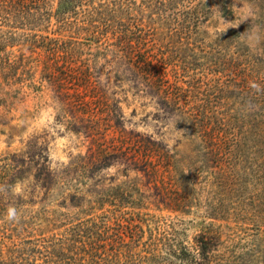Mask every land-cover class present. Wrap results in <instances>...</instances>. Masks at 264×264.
Listing matches in <instances>:
<instances>
[{
  "label": "rangeland",
  "instance_id": "374dc122",
  "mask_svg": "<svg viewBox=\"0 0 264 264\" xmlns=\"http://www.w3.org/2000/svg\"><path fill=\"white\" fill-rule=\"evenodd\" d=\"M0 264H264V0H0Z\"/></svg>",
  "mask_w": 264,
  "mask_h": 264
},
{
  "label": "clouds",
  "instance_id": "9594fccd",
  "mask_svg": "<svg viewBox=\"0 0 264 264\" xmlns=\"http://www.w3.org/2000/svg\"><path fill=\"white\" fill-rule=\"evenodd\" d=\"M17 217V212L15 208H9L7 213V219L13 220Z\"/></svg>",
  "mask_w": 264,
  "mask_h": 264
}]
</instances>
